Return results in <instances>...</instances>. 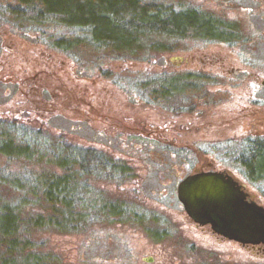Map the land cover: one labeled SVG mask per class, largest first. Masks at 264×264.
<instances>
[{"label": "rangeland", "instance_id": "374dc122", "mask_svg": "<svg viewBox=\"0 0 264 264\" xmlns=\"http://www.w3.org/2000/svg\"><path fill=\"white\" fill-rule=\"evenodd\" d=\"M181 1L239 21L245 37L255 40L231 45L169 38L163 51L74 56L50 46L46 33L0 15V118L125 161L134 171L131 182L98 186L161 221L155 226L147 219H116L82 233L35 232L36 251L50 253L52 264H264V244L243 246L196 224L177 196L187 175L213 169L232 174L264 206V181L252 182L221 151L264 136V9L243 17L229 6L237 0ZM190 73L207 76L205 89L213 92V102L198 111L176 115L140 95L138 85L150 76ZM172 145L190 151L191 158L182 162ZM46 168L0 158V174ZM15 198L0 184V201ZM147 228L166 237L155 240Z\"/></svg>", "mask_w": 264, "mask_h": 264}, {"label": "trees", "instance_id": "16d2710c", "mask_svg": "<svg viewBox=\"0 0 264 264\" xmlns=\"http://www.w3.org/2000/svg\"><path fill=\"white\" fill-rule=\"evenodd\" d=\"M0 15L46 33L50 46L74 56L163 51L169 38L223 41L228 31L220 17L181 0H0ZM209 80L196 73L154 75L138 86L145 100L181 115L213 102V92L205 89ZM237 144L221 151L252 182H263L264 140L247 137ZM171 150L182 162L191 158L185 148L172 145ZM2 157L47 168L21 176L0 174V184L16 194L14 201H0V264H52L50 253L36 251L33 236L41 230L82 233L116 219L160 225L158 215L98 186V181L118 187L131 182L134 171L125 161L0 118ZM147 232L155 240L166 237L165 231Z\"/></svg>", "mask_w": 264, "mask_h": 264}, {"label": "water", "instance_id": "95a60500", "mask_svg": "<svg viewBox=\"0 0 264 264\" xmlns=\"http://www.w3.org/2000/svg\"><path fill=\"white\" fill-rule=\"evenodd\" d=\"M177 196L196 224L243 246L264 244V206L229 172L189 174L178 183Z\"/></svg>", "mask_w": 264, "mask_h": 264}, {"label": "flooded vegetation", "instance_id": "af4514ba", "mask_svg": "<svg viewBox=\"0 0 264 264\" xmlns=\"http://www.w3.org/2000/svg\"><path fill=\"white\" fill-rule=\"evenodd\" d=\"M246 1L247 2H245V0H237V6L236 7L233 6L232 1H229V6L232 7V9H234L236 13H240L243 17L245 16L246 13L250 14L251 16H254V15H256V13H258L262 9H264V1H262V0H251V1L246 0ZM232 9L230 8V10H232ZM210 13H212V12H210ZM212 14H214V13H212ZM216 16L223 19L224 22H226L225 24L228 27V29H227L228 31L226 32V39L221 41V42L226 43V44L235 45V44H238L239 41H241L242 43H245V42H248L247 40H255L253 35L245 37V31L241 27L239 21L229 20V19L223 18V17L218 16V15H216ZM13 23H15V22H13ZM253 138L264 140V136H259L256 134L253 136ZM213 171H219V170H213ZM245 188H246V186H245Z\"/></svg>", "mask_w": 264, "mask_h": 264}]
</instances>
